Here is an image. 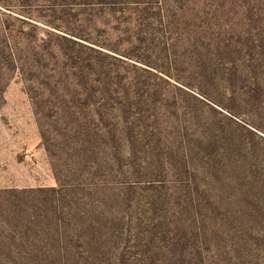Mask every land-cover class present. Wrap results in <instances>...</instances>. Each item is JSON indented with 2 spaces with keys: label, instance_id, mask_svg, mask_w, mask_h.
I'll return each instance as SVG.
<instances>
[{
  "label": "trees",
  "instance_id": "trees-1",
  "mask_svg": "<svg viewBox=\"0 0 264 264\" xmlns=\"http://www.w3.org/2000/svg\"><path fill=\"white\" fill-rule=\"evenodd\" d=\"M49 2L0 0L55 180L0 188V264H264V0Z\"/></svg>",
  "mask_w": 264,
  "mask_h": 264
},
{
  "label": "rangeland",
  "instance_id": "rangeland-1",
  "mask_svg": "<svg viewBox=\"0 0 264 264\" xmlns=\"http://www.w3.org/2000/svg\"><path fill=\"white\" fill-rule=\"evenodd\" d=\"M12 2L17 4V12L31 18L44 28L53 29L45 25L46 22L68 26V20L62 12L52 11L49 0H12ZM70 22H73V18ZM26 87L20 76H16L4 91L3 103L0 107V188L55 185ZM216 107L226 113L221 107ZM248 127L264 137L263 132L250 125ZM256 141L260 146L264 145L261 140Z\"/></svg>",
  "mask_w": 264,
  "mask_h": 264
}]
</instances>
